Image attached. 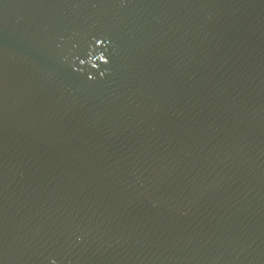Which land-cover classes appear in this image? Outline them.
I'll use <instances>...</instances> for the list:
<instances>
[{
    "label": "water",
    "instance_id": "95a60500",
    "mask_svg": "<svg viewBox=\"0 0 264 264\" xmlns=\"http://www.w3.org/2000/svg\"><path fill=\"white\" fill-rule=\"evenodd\" d=\"M53 260L264 264V0H0V264Z\"/></svg>",
    "mask_w": 264,
    "mask_h": 264
},
{
    "label": "clouds",
    "instance_id": "9594fccd",
    "mask_svg": "<svg viewBox=\"0 0 264 264\" xmlns=\"http://www.w3.org/2000/svg\"><path fill=\"white\" fill-rule=\"evenodd\" d=\"M96 60H99V61H101V62H103V63H108V60H107L106 56L103 55V54H101V55H99V56H96ZM96 60H95V61H96ZM95 61H94L93 64H92L93 67H97ZM101 75L103 76L104 73H101ZM78 239H79V238H78ZM52 264H56V262L53 260V261H52Z\"/></svg>",
    "mask_w": 264,
    "mask_h": 264
}]
</instances>
